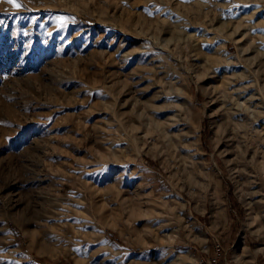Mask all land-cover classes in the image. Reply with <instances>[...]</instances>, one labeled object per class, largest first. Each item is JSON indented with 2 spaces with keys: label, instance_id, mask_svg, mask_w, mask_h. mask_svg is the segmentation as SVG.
<instances>
[{
  "label": "rangeland",
  "instance_id": "374dc122",
  "mask_svg": "<svg viewBox=\"0 0 264 264\" xmlns=\"http://www.w3.org/2000/svg\"><path fill=\"white\" fill-rule=\"evenodd\" d=\"M16 3L0 264H264V0Z\"/></svg>",
  "mask_w": 264,
  "mask_h": 264
},
{
  "label": "built area",
  "instance_id": "2783aa9c",
  "mask_svg": "<svg viewBox=\"0 0 264 264\" xmlns=\"http://www.w3.org/2000/svg\"><path fill=\"white\" fill-rule=\"evenodd\" d=\"M215 249L219 251L220 253V250H223V247L221 246V244L219 242L215 243ZM213 264H230L226 259L225 260H218V259H215L213 260Z\"/></svg>",
  "mask_w": 264,
  "mask_h": 264
},
{
  "label": "snow or ice",
  "instance_id": "6c2138e0",
  "mask_svg": "<svg viewBox=\"0 0 264 264\" xmlns=\"http://www.w3.org/2000/svg\"><path fill=\"white\" fill-rule=\"evenodd\" d=\"M9 3H12L14 7H20V5L16 3V0H9Z\"/></svg>",
  "mask_w": 264,
  "mask_h": 264
}]
</instances>
